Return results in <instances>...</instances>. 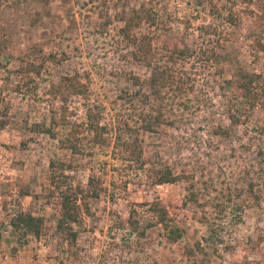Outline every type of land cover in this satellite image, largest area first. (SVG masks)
I'll use <instances>...</instances> for the list:
<instances>
[{
    "label": "rangeland",
    "instance_id": "374dc122",
    "mask_svg": "<svg viewBox=\"0 0 264 264\" xmlns=\"http://www.w3.org/2000/svg\"><path fill=\"white\" fill-rule=\"evenodd\" d=\"M213 1L237 16L215 34L198 30L214 20L208 0H0V264H264V105L226 135L216 132L229 124L224 107L235 67L264 69V0ZM147 2L158 12L157 29L142 23L126 35L121 18ZM147 39L154 53L161 54L162 40L192 50L168 65L171 74L189 76L184 89L168 85L149 102L142 96L148 88L139 91L130 80L150 73L132 56ZM74 73L89 89L67 101V120L83 122L84 104H93L111 128L101 145L78 128L77 153L38 126L61 104L51 84ZM156 112L165 122L141 129ZM117 118L132 126L142 169L114 147ZM57 130L64 138L70 128ZM167 167L185 177L163 184L148 178L151 168ZM89 178L99 196L79 201L73 233L58 230L60 190ZM152 200L167 209L169 226L183 230L180 238L155 222L144 205ZM19 213L43 219L38 236L11 226Z\"/></svg>",
    "mask_w": 264,
    "mask_h": 264
},
{
    "label": "trees",
    "instance_id": "16d2710c",
    "mask_svg": "<svg viewBox=\"0 0 264 264\" xmlns=\"http://www.w3.org/2000/svg\"><path fill=\"white\" fill-rule=\"evenodd\" d=\"M245 2H251L252 0H244ZM201 2V1H199ZM209 3V14L212 22L204 24L198 27L200 32L206 31V33L212 32L215 34L219 25L228 23L233 24L236 21V14L233 10H228L226 14L221 12V8L213 1L208 0ZM122 21L124 25L121 27V31L128 35L132 28L139 27L142 23H145L149 30L156 28L159 25L158 12L153 6L147 2L142 4L139 8L132 9L131 12L123 16ZM152 36V35H147ZM260 45V41H257ZM263 47V45H262ZM161 54L154 53L153 42L151 39H147L137 45L136 50L132 52V56L145 67L149 69V75L147 78L141 79L139 76L130 75V80L134 86H138V89L143 87L152 90V92L144 93L145 101L149 102V97L157 99L161 93V89L172 86L174 84L175 89L181 91L183 86L188 83V77L184 78L182 73L177 70L174 74H171V69L168 65H174L180 60H184L191 54V49L188 44L180 40H162ZM228 87H230L232 96L226 101L224 111L229 121L227 126H220L223 128H217V133L227 134L226 129L236 127L248 120L251 116L254 108L261 107L264 105V69L262 71H248L243 67H235L232 72V76L227 80ZM88 84L83 81L78 73L67 74L61 76L56 83H52L50 86V94L56 97L60 101V105L56 111L50 116V123L38 124L39 129L46 133L49 137L56 139L60 142L61 147L70 150L73 153L80 151V143L76 136L78 128L80 129L83 125L85 130L91 133L92 140L95 144H104V134L107 133L111 128H108L107 124L101 122V111L93 104H84L85 115L84 121L81 123L69 122L67 120V101L72 96H84L88 91ZM157 113V112H156ZM155 113V114H156ZM164 115L158 112L155 116H151V113L145 119L144 124H141V129L145 131H152L155 126L165 122ZM60 125H68L69 135L68 137L62 138L57 130ZM114 147L118 149V154L122 159L131 163H138L139 169L143 168L142 150L138 144V140L133 136V129L127 120H120L117 118L114 125ZM50 167L53 169L55 166L54 160L49 162ZM148 178L154 184L173 183L182 179L183 174H175L171 169L163 168H151L148 172ZM251 190V188H250ZM98 183L93 179L89 178L87 185L83 187H76L74 189H63L60 190V206L61 213L60 218L57 221L58 230H70L72 232L71 225L77 223L81 217V204L79 203L84 200L85 197L96 198L99 196ZM251 193V192H250ZM253 195V194H251ZM190 201L197 202L198 197L196 194L190 192ZM147 210L155 218L156 223H162L168 227L167 235L176 240L183 234V230L176 225L169 226L167 221H170L167 209L160 204L158 200H152L144 204ZM133 213V212H132ZM11 226L21 231L23 234H31L38 236L43 227V219L39 216H34L31 213H19L11 218ZM137 221L129 215L128 225L134 229ZM240 264H259L256 260L244 259Z\"/></svg>",
    "mask_w": 264,
    "mask_h": 264
}]
</instances>
